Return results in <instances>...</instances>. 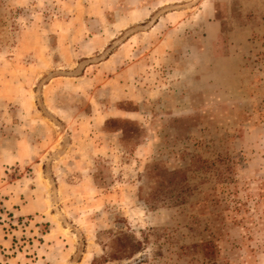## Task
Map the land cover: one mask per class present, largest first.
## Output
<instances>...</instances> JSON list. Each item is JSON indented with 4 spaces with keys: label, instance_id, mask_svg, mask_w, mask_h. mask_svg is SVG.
Listing matches in <instances>:
<instances>
[{
    "label": "rangeland",
    "instance_id": "374dc122",
    "mask_svg": "<svg viewBox=\"0 0 264 264\" xmlns=\"http://www.w3.org/2000/svg\"><path fill=\"white\" fill-rule=\"evenodd\" d=\"M0 259L264 264V0H0Z\"/></svg>",
    "mask_w": 264,
    "mask_h": 264
},
{
    "label": "trees",
    "instance_id": "16d2710c",
    "mask_svg": "<svg viewBox=\"0 0 264 264\" xmlns=\"http://www.w3.org/2000/svg\"><path fill=\"white\" fill-rule=\"evenodd\" d=\"M179 170H167L163 167H160L158 164H154L149 171V177L154 178V186L151 187L152 193L150 194L149 201L147 203L155 206L156 202L160 199L165 200V196L172 191H176L178 189V184L181 181V177L179 175ZM183 178H184V173ZM162 197V198H161ZM180 202L181 199H178ZM175 201V202H176ZM136 249L139 248L140 243H135Z\"/></svg>",
    "mask_w": 264,
    "mask_h": 264
},
{
    "label": "crops",
    "instance_id": "0c3cea01",
    "mask_svg": "<svg viewBox=\"0 0 264 264\" xmlns=\"http://www.w3.org/2000/svg\"><path fill=\"white\" fill-rule=\"evenodd\" d=\"M9 196H10V198L8 200H11L12 198L14 199L17 195H9ZM20 198H21V194L18 195V200H20ZM0 260H2V259H0ZM4 264H5V261H4Z\"/></svg>",
    "mask_w": 264,
    "mask_h": 264
}]
</instances>
